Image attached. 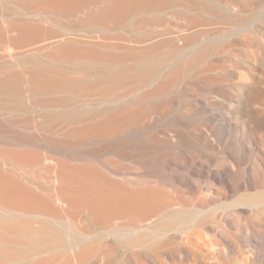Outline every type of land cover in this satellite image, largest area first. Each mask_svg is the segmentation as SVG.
<instances>
[{
  "label": "bare ground",
  "instance_id": "bare-ground-1",
  "mask_svg": "<svg viewBox=\"0 0 264 264\" xmlns=\"http://www.w3.org/2000/svg\"><path fill=\"white\" fill-rule=\"evenodd\" d=\"M179 1L0 0V264H111L113 246L185 245L205 240L200 228L230 240L222 228L224 220L245 232L247 225L240 224L235 213H219L206 221L204 209L214 200L204 192L208 187L179 174L180 169L193 174L199 163L208 183L222 181L210 169L225 164L197 150L201 144L213 145L206 131L176 129L160 136L153 130V114H168L171 108H131L135 100L190 89L192 73L202 63L209 72V78L201 80L209 89L206 93H220L228 76L211 62L213 43L168 68L167 52L144 64L129 58L163 47L184 51L212 32L199 27L200 20L193 17L183 24L188 34L166 28L138 39L153 40L149 44L79 34L83 28L106 32L124 25L149 34L147 28L156 21L130 23L126 20L131 11L145 6L165 11ZM97 4V9L89 8ZM72 15L77 19L69 20ZM111 50L122 54L118 57ZM97 66L103 69H93ZM250 67L248 73L234 69L226 82L228 95L233 86L260 83L259 66L252 62ZM195 81L203 88L199 79ZM256 91L264 94L263 87ZM185 103L188 109H181V116L215 106L201 99ZM259 143L264 155V139ZM242 149L232 157L233 179L226 183L243 185L247 180L246 169L237 166L247 156V145ZM147 161L162 165L149 168ZM260 176L264 179L262 169ZM245 207L243 200L236 208L243 212ZM57 246H71L67 260L52 257L33 263Z\"/></svg>",
  "mask_w": 264,
  "mask_h": 264
},
{
  "label": "rangeland",
  "instance_id": "rangeland-1",
  "mask_svg": "<svg viewBox=\"0 0 264 264\" xmlns=\"http://www.w3.org/2000/svg\"><path fill=\"white\" fill-rule=\"evenodd\" d=\"M98 7L99 4L89 6L93 9ZM193 17L200 20L199 27L207 28L212 32L211 36L201 39L197 46L184 51L175 49L172 52L166 51L163 47V50L160 48L149 54L136 53L129 58L144 64L150 63L159 52H167L170 55L168 68L169 65L186 59L198 47L213 43L215 48L210 55L215 57L209 58V61L212 59L213 65L223 67L224 72H227L228 80L232 79L234 69L248 73L252 62H256L259 66V71L256 72L259 76L256 75L258 79L256 81L260 83L244 88L233 86V93L228 95L226 91L230 90V86L226 80L220 93L212 89H210L211 92L206 93L209 89L204 88L205 85L201 80L209 78L207 74L209 72H206L208 65L202 63L192 73L194 84H191L190 89L177 91L175 95L135 100L131 103V108L146 106L151 111L165 107L171 108V113L153 114V130L160 136H163V132L173 134L172 131L176 129L191 131L196 127H202L206 131L213 145L201 144L197 150H203L212 155L218 163L225 164L223 169L218 168V170L216 166L210 169L212 174L221 177L222 181L208 183L210 178L205 175L207 171L202 170L199 163L193 167V174L191 170L184 169H180L179 174H185L192 182L198 181L208 187L204 192H210L214 200L204 209L207 211L206 221L212 220V217L219 213L227 215L235 213L239 217L240 224H246L247 227L245 232H238L232 223L224 220L222 228L230 234V240L221 236L212 237L215 233L200 228L205 240L190 241L185 245L180 243L163 247L113 246L110 257L114 262L111 264H139L140 261L144 264H264V183H262L264 179L260 176V169L264 171V155L259 150V141L264 139V94L261 95L256 91L257 87L264 89V0H181L170 4L165 11H156L150 6H145L140 10L133 9L130 19L125 20L130 23L139 22L143 18L155 20L156 23L146 30L150 31L149 34L144 33L143 30L134 29L133 25H124L121 29L106 32L83 28L79 34L86 39L101 36L110 41L132 39L138 44H149L153 40L138 42V39H148L153 36L152 32L157 35L166 28L188 34L191 31L185 29L183 24ZM56 18L60 16L57 15ZM68 19L76 20L77 17L72 15ZM179 43L183 45L182 41ZM111 53L118 57L122 54L116 50H111ZM93 69L102 70L103 68L97 66ZM214 75L219 76L216 72ZM158 76V74L154 76L153 82L158 79ZM196 79L200 80L203 88L196 86L199 82L195 81ZM197 89H199L198 92ZM141 92L138 91V95ZM195 93L198 94L194 95ZM175 98L178 102H172ZM191 99L194 102L197 99L208 100L210 103H215V106L201 110L195 116H181V109H188V104L185 102ZM245 144L248 147L247 156L239 159L237 166L239 169H246L247 180L243 185L230 181L226 183L233 174V169L229 165L233 163L232 157L238 152H243L242 148ZM136 163L140 164V162ZM158 165L162 164H157L155 161L145 162V166L149 168ZM164 165L173 167L167 163ZM179 184L176 183L178 188L186 187ZM196 193L197 191H193L194 195ZM243 200H246V207L243 212H239L236 207L240 206ZM175 239L179 241L177 237ZM72 250L71 246L51 248L42 255L36 256L33 263L52 257L65 261ZM152 254L155 259L151 257Z\"/></svg>",
  "mask_w": 264,
  "mask_h": 264
}]
</instances>
